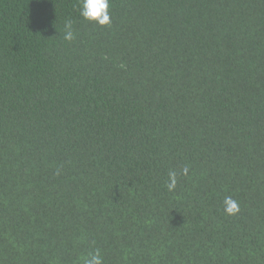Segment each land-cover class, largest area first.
Instances as JSON below:
<instances>
[{
    "label": "trees",
    "instance_id": "obj_1",
    "mask_svg": "<svg viewBox=\"0 0 264 264\" xmlns=\"http://www.w3.org/2000/svg\"><path fill=\"white\" fill-rule=\"evenodd\" d=\"M110 4L0 0V264H264V0Z\"/></svg>",
    "mask_w": 264,
    "mask_h": 264
},
{
    "label": "clouds",
    "instance_id": "obj_2",
    "mask_svg": "<svg viewBox=\"0 0 264 264\" xmlns=\"http://www.w3.org/2000/svg\"><path fill=\"white\" fill-rule=\"evenodd\" d=\"M110 0H79V15L80 17L98 27H111V12H110ZM75 21L71 18H66L63 23V40L66 42H73L77 38V30L74 27ZM185 173L187 169L184 170ZM171 183L167 185L171 191L176 186L175 176L176 173L172 172L169 174ZM225 212L228 215H236L240 209L238 202L233 200L231 197H226L225 201ZM83 264H104V258L99 248H93L83 258Z\"/></svg>",
    "mask_w": 264,
    "mask_h": 264
}]
</instances>
